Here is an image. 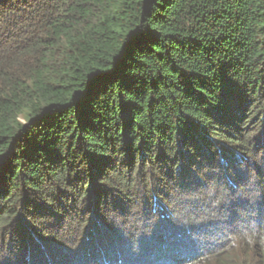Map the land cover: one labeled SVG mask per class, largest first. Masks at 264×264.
Returning a JSON list of instances; mask_svg holds the SVG:
<instances>
[{
  "label": "trees",
  "instance_id": "1",
  "mask_svg": "<svg viewBox=\"0 0 264 264\" xmlns=\"http://www.w3.org/2000/svg\"><path fill=\"white\" fill-rule=\"evenodd\" d=\"M263 158L264 0H0V264H264V221L197 247L159 202Z\"/></svg>",
  "mask_w": 264,
  "mask_h": 264
},
{
  "label": "rangeland",
  "instance_id": "2",
  "mask_svg": "<svg viewBox=\"0 0 264 264\" xmlns=\"http://www.w3.org/2000/svg\"><path fill=\"white\" fill-rule=\"evenodd\" d=\"M261 167L263 168L256 175L252 173L255 170L250 172L251 170L248 167L240 169L241 172L239 170L238 175L241 178V182L238 183V181H233L234 187L230 190L224 185V181L221 186L216 182L217 177L213 174L217 173V171L212 172L209 170L203 173L198 172L199 180L195 184H189L190 182H187L189 185L183 187V189H171L169 187L167 191L160 193L159 202L162 203L164 208L163 211L167 213L168 220L171 222L177 221L180 227L184 229L182 230L183 233L181 238H184L185 233L188 234L189 240L191 239L195 242V246L197 247L201 246V244L204 246L206 242L217 244L221 242L220 236L225 237L231 235L230 232L244 231L245 228L253 227L261 220L264 221V211L259 212L261 199L258 197L262 180L264 183V163ZM255 184H257V187ZM215 186H218L220 190H215ZM141 198L139 197L137 201ZM128 211H124L125 215L121 223L122 229H128L130 226L136 225L135 220H139V218L141 220L143 215L142 211H136V213L130 210ZM150 212L151 214L148 216V220L150 221L146 225L148 226V230L149 225L156 224L161 215L159 213L158 215H153L151 210ZM258 213L262 216H258ZM189 221H191V223ZM150 228H152V226H150ZM142 230L144 229L142 228ZM62 232H68V229L65 228ZM74 236H78V234L71 231L66 238L70 239ZM78 237H74V243H66L64 246L69 250L67 253H72L78 250L79 245L85 240V248L87 249L85 250L87 252L80 249L83 251H78L77 257L80 258L89 252V229L83 230L81 236ZM199 240L200 242H198ZM137 250L138 249L135 251ZM60 252H62L60 254H65L64 250H60ZM138 253L139 259L140 255L146 256L142 254V252ZM69 256H71V254ZM119 258L122 259L123 256L118 257L117 255L115 260L119 261ZM148 258L149 256L147 259ZM98 262L99 261H93L94 264H99ZM112 263L115 264L114 261H112ZM158 263L159 261L155 264ZM85 264H89V261ZM126 264L130 263L127 262Z\"/></svg>",
  "mask_w": 264,
  "mask_h": 264
},
{
  "label": "clouds",
  "instance_id": "3",
  "mask_svg": "<svg viewBox=\"0 0 264 264\" xmlns=\"http://www.w3.org/2000/svg\"><path fill=\"white\" fill-rule=\"evenodd\" d=\"M155 263H156V262H155ZM155 263H154V264H155ZM161 263H162V264H167L166 262H165V263L161 262ZM158 264H159V263H158Z\"/></svg>",
  "mask_w": 264,
  "mask_h": 264
}]
</instances>
